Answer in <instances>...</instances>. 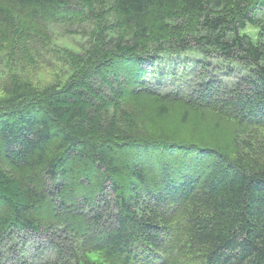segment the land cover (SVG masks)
<instances>
[{
    "label": "trees",
    "instance_id": "obj_1",
    "mask_svg": "<svg viewBox=\"0 0 264 264\" xmlns=\"http://www.w3.org/2000/svg\"><path fill=\"white\" fill-rule=\"evenodd\" d=\"M0 52V264H264V0H0Z\"/></svg>",
    "mask_w": 264,
    "mask_h": 264
},
{
    "label": "rangeland",
    "instance_id": "obj_2",
    "mask_svg": "<svg viewBox=\"0 0 264 264\" xmlns=\"http://www.w3.org/2000/svg\"><path fill=\"white\" fill-rule=\"evenodd\" d=\"M51 52L46 49H41L34 54L32 59H28L27 63L17 68L18 71L26 74L27 77L33 81L43 84V78L47 72L56 71L60 63L51 64L48 59L51 57ZM35 60V61H34ZM9 71V65L7 64L6 57L3 52H0V86L4 83L2 76ZM189 83L193 84L194 80L189 79ZM151 86V83H149ZM154 84L152 83V86ZM155 87V86H153ZM166 90L172 92L174 88L167 85Z\"/></svg>",
    "mask_w": 264,
    "mask_h": 264
}]
</instances>
